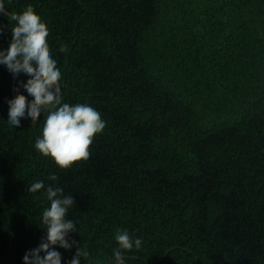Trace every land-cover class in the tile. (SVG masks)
Returning <instances> with one entry per match:
<instances>
[{
    "label": "trees",
    "instance_id": "1",
    "mask_svg": "<svg viewBox=\"0 0 264 264\" xmlns=\"http://www.w3.org/2000/svg\"><path fill=\"white\" fill-rule=\"evenodd\" d=\"M4 4L33 9L63 102L89 104L106 126L87 160L60 168L34 147L43 115L7 127L18 97L0 65V264H23L45 234L36 181L74 198L81 264H111L117 230L142 240L125 264H264V0ZM0 26L6 48L14 21L0 16ZM57 250L70 260L76 249Z\"/></svg>",
    "mask_w": 264,
    "mask_h": 264
},
{
    "label": "clouds",
    "instance_id": "2",
    "mask_svg": "<svg viewBox=\"0 0 264 264\" xmlns=\"http://www.w3.org/2000/svg\"><path fill=\"white\" fill-rule=\"evenodd\" d=\"M10 15L14 21L12 37L6 48H0V65H3L13 80L27 78V83L18 85L14 95L18 98L7 104L8 128L21 130V121L34 126L43 115L41 135L35 140V149L43 156H50L60 168H68L73 162L89 158V146L94 134L101 133L106 121L102 114L86 103L69 104L63 102L61 71L52 52L46 46L49 34L36 18L31 7L20 13L9 14L4 0H0V16ZM3 28L0 26V31ZM61 52L68 46L61 44ZM21 93L31 101L19 98ZM45 113L47 114L45 116ZM50 180H57L51 175ZM44 190L48 207L42 212L41 223L45 234L35 248L27 250L22 257L23 264H81L87 256L80 242L71 238L78 232L76 223L69 218V209L75 204L71 195H64L63 189L48 185L43 181L32 183L28 190L32 193ZM114 239L118 245L113 250L111 264H125L124 251L140 249L142 240L127 230H117ZM75 253L70 260H64L57 248Z\"/></svg>",
    "mask_w": 264,
    "mask_h": 264
},
{
    "label": "water",
    "instance_id": "3",
    "mask_svg": "<svg viewBox=\"0 0 264 264\" xmlns=\"http://www.w3.org/2000/svg\"><path fill=\"white\" fill-rule=\"evenodd\" d=\"M9 14H11V13H9ZM9 16H10V15H9ZM14 81H15V80L12 81V84H13V87H12V95H13V98L15 99V95H14ZM14 101H15V100H14Z\"/></svg>",
    "mask_w": 264,
    "mask_h": 264
}]
</instances>
